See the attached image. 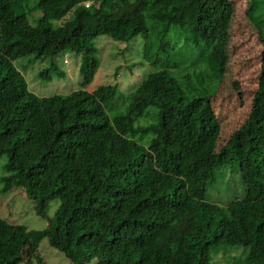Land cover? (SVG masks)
Here are the masks:
<instances>
[{
    "label": "trees",
    "instance_id": "16d2710c",
    "mask_svg": "<svg viewBox=\"0 0 264 264\" xmlns=\"http://www.w3.org/2000/svg\"><path fill=\"white\" fill-rule=\"evenodd\" d=\"M97 1L0 0L3 188L31 201L45 222L41 237L69 264H212L231 246L247 248L233 264H264V145L250 134L264 135V47L255 90L227 132L206 95L224 73L223 23L232 1L117 0L105 19L87 15L96 36L156 43L155 69L126 93L116 83L86 89L101 60L96 44L78 36ZM246 1L250 17L258 0ZM33 9L40 11L36 24L27 16ZM155 19L165 29L153 35ZM188 40L195 57L183 61ZM66 51L80 56L79 86L32 93L14 61H46L40 77L47 80L53 72L66 75L54 63ZM122 99L124 110H114ZM230 161L243 193L220 204L210 195ZM7 228L0 213V236ZM32 257L45 264L38 249Z\"/></svg>",
    "mask_w": 264,
    "mask_h": 264
},
{
    "label": "rangeland",
    "instance_id": "374dc122",
    "mask_svg": "<svg viewBox=\"0 0 264 264\" xmlns=\"http://www.w3.org/2000/svg\"><path fill=\"white\" fill-rule=\"evenodd\" d=\"M32 1L30 0V5H32ZM116 1H97L98 4L86 10L82 16L78 38L92 40L98 47V57L101 60L93 81L86 86L87 90H92L101 84L116 83L120 90L126 93L142 81L148 71L155 69L154 63L158 57L157 53H154L156 43L153 44L152 40L139 35L131 43H120L106 36L93 34L87 15L105 19ZM230 1H232V15L223 23L225 42L221 59L224 73L218 82L209 83L207 87L210 94L205 93L210 102L214 104L215 116L221 118V126L227 132L230 130L227 123L230 119L235 122L234 120L239 117L237 114L246 109L245 103L255 90L256 76L260 67L259 54L264 47V43H262L264 39V0H258L249 13L250 17L246 16V0ZM82 5H87V2ZM27 16L32 24H36L40 17V11L33 9L27 12ZM72 16L73 11H70L63 19H69ZM163 29H165L164 20H152L153 35L158 34V31L162 32ZM184 46L181 60L188 61L195 57V51L191 50L192 42L188 40ZM145 48H149L148 54H145ZM160 55L162 56V52ZM167 55L169 56V52ZM126 59H130L128 62H134L136 66L128 65L124 61ZM54 63L66 75L62 76L53 72L47 80H44L40 77V71L46 68V61L39 59L31 61L27 57L18 58L14 61L15 67L23 74L29 90L37 96L67 94L76 89L81 80L79 73L80 56L66 51L55 59ZM160 63L162 62L160 61ZM191 69L189 67L186 71L190 72ZM176 70L177 68L173 71ZM183 73L184 71H179L177 78L182 79ZM193 93L198 94V91ZM126 102L127 99L120 100V106L114 110H124ZM234 103L235 106L233 107ZM227 104L231 109H226L225 105ZM233 122L231 126H233ZM250 134L253 141H262L264 145L263 134L257 132H250ZM262 138L263 140H261ZM247 139L248 135L246 134L240 136V153H243ZM4 163L5 159L1 157L0 213L7 220L8 228L0 236V264H38L32 257L36 249H38V253L45 264H69L59 250L49 246L46 239L41 237L45 222L35 214L31 201H26L23 196L17 195L16 192H20L19 190L3 188L5 184L2 182L7 175L4 172ZM238 175L236 161H230L223 168H220L216 176L219 186L216 192L211 193L212 200L226 204L230 199L240 198L243 190ZM235 181L238 184H235ZM246 249L244 246H231L226 250L228 254L225 255V259L221 253L213 255L212 264L237 263L245 257Z\"/></svg>",
    "mask_w": 264,
    "mask_h": 264
},
{
    "label": "clouds",
    "instance_id": "9594fccd",
    "mask_svg": "<svg viewBox=\"0 0 264 264\" xmlns=\"http://www.w3.org/2000/svg\"><path fill=\"white\" fill-rule=\"evenodd\" d=\"M64 62H66V60H64Z\"/></svg>",
    "mask_w": 264,
    "mask_h": 264
}]
</instances>
